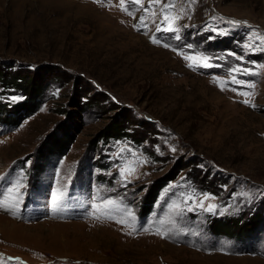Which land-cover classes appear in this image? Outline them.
<instances>
[{"label": "rangeland", "instance_id": "374dc122", "mask_svg": "<svg viewBox=\"0 0 264 264\" xmlns=\"http://www.w3.org/2000/svg\"><path fill=\"white\" fill-rule=\"evenodd\" d=\"M0 74V264H264V0H0Z\"/></svg>", "mask_w": 264, "mask_h": 264}, {"label": "trees", "instance_id": "16d2710c", "mask_svg": "<svg viewBox=\"0 0 264 264\" xmlns=\"http://www.w3.org/2000/svg\"><path fill=\"white\" fill-rule=\"evenodd\" d=\"M24 79H27V76H22L21 74H16L15 76H12V75H9V74H0V80L1 81H4L3 84L6 85L7 87L9 85H18L20 86L21 84L19 83H23ZM19 81V82H16ZM36 81V80H35ZM34 81V82H35ZM33 82V83H34ZM7 83V84H6ZM37 86L34 87L33 91L30 93L29 91L25 92V95L27 96V99L25 102L19 104L18 106L16 107H13L11 109H8L6 110V107L5 106H2V104H0V116L2 117L3 116V121L5 118H10L9 119V122H5L7 123L8 125H12L14 126L13 124V121L15 120L16 122V125L20 123V121H22V118L27 116L29 113L33 112L35 109H36V106H35V102L37 101L36 97L35 96V91L39 90L38 89V84H36ZM40 85V84H39ZM36 91V93H37ZM38 96V94H37ZM33 103V104H31ZM6 114V115H4ZM6 121V119H5ZM123 129L120 127V126H117V125H114V124H109L106 126V128H104L100 134L98 135V138L97 140H100L101 137H105V136H108V137H111V136H118L120 135V131H122ZM107 134V135H105ZM73 138L70 137V141L69 140H66L65 142V147H67L68 144H70L71 141ZM48 152V151H47ZM42 158V156L40 157V159ZM153 189V188H152ZM153 191V190H152ZM156 191V192H155ZM155 192V193H154ZM154 192H151V194L148 196V202H150V200H152V202H155L157 200L156 198V194H157V190L155 189ZM237 223V222H236Z\"/></svg>", "mask_w": 264, "mask_h": 264}, {"label": "snow or ice", "instance_id": "6c2138e0", "mask_svg": "<svg viewBox=\"0 0 264 264\" xmlns=\"http://www.w3.org/2000/svg\"><path fill=\"white\" fill-rule=\"evenodd\" d=\"M133 2L136 3V4H140V3H141V0H133ZM152 2H156V3H158L159 0H150V3H152ZM125 10H127V9H125ZM143 19H144V18L142 17V18H141V23H143ZM164 19H165V21H167V20L169 19V17L165 16ZM232 23H237V22L233 21ZM158 30H159V29H158ZM167 30L172 31L173 29H172L171 27H169ZM179 38H180V37L177 36V39H179ZM154 42H158V41H155V40H154ZM165 47H167V45H165ZM186 59H193V57H186ZM204 59L207 60L208 58L205 57ZM202 66H203V67H212L213 65L208 64V63H204ZM233 71H236V70L234 69ZM232 83L242 84L241 81H238V80H236L235 78H233ZM251 86L254 87V85H251ZM233 90H235V89H233ZM241 94H242V95H247L248 93H241ZM245 103H248V101H245ZM201 206H202V205H201ZM208 210H209V211H212L213 208H212V207H209Z\"/></svg>", "mask_w": 264, "mask_h": 264}]
</instances>
